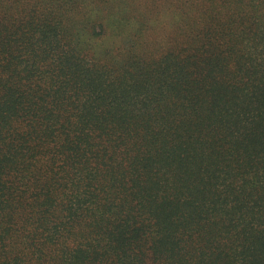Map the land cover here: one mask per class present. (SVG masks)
Returning <instances> with one entry per match:
<instances>
[{"label":"trees","instance_id":"16d2710c","mask_svg":"<svg viewBox=\"0 0 264 264\" xmlns=\"http://www.w3.org/2000/svg\"><path fill=\"white\" fill-rule=\"evenodd\" d=\"M0 264H264V0H0Z\"/></svg>","mask_w":264,"mask_h":264}]
</instances>
